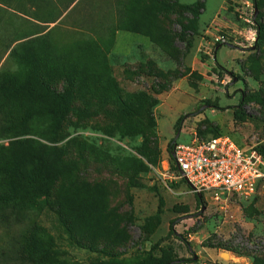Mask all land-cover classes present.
Segmentation results:
<instances>
[{
    "label": "rangeland",
    "instance_id": "1",
    "mask_svg": "<svg viewBox=\"0 0 264 264\" xmlns=\"http://www.w3.org/2000/svg\"><path fill=\"white\" fill-rule=\"evenodd\" d=\"M136 1L141 32L127 29ZM255 10L253 0H0V70H23L15 54L27 47L48 86H75L55 139L42 117L21 136L0 125V146L30 137L78 165L70 179L82 197L76 232L52 212H27L45 244L62 251L48 264H148L166 255L187 260L176 264H264V178L251 197L223 203L205 193L198 205L188 183H171L164 169L170 141L189 142L198 128L240 146L256 136L264 148V30L256 43ZM257 16L264 24V0ZM220 35L232 46L215 61ZM98 66L110 69L119 99L92 76ZM5 112L0 105V124ZM172 224L184 239L169 233ZM16 231L0 220L3 242Z\"/></svg>",
    "mask_w": 264,
    "mask_h": 264
},
{
    "label": "trees",
    "instance_id": "2",
    "mask_svg": "<svg viewBox=\"0 0 264 264\" xmlns=\"http://www.w3.org/2000/svg\"><path fill=\"white\" fill-rule=\"evenodd\" d=\"M253 1L258 9L260 0ZM137 5L138 1L132 6L134 19L132 17V24L127 29L141 32L135 25L139 21L135 16ZM254 22L257 27L256 43H258L264 24L261 23L259 16L254 18ZM183 27L187 29L189 26L183 24ZM229 43L230 40L227 44ZM225 44L222 42L216 44L215 61L219 48ZM14 53L15 50L11 56ZM15 55L21 58L25 65L23 70L17 72L0 70V105H4L6 111L0 125L4 127V131L10 129L14 136H21V132L27 133L26 128L30 121L42 117L49 122L47 137L55 139L71 111L75 86L72 82L62 92L52 89L42 80L33 52H29L26 47L22 54H17L16 51ZM88 72L84 71V73ZM92 76L98 78L101 83L104 81V89L106 91L113 89V94L120 98L118 84L108 66L96 67ZM244 101V96H241L240 106ZM183 118L182 116L177 120V127L180 126ZM198 132L204 136L223 134L207 128H198ZM176 141L172 139L168 146L171 160L174 158ZM260 148L264 153V148L262 146ZM77 168L75 161L67 162L63 158L57 146L47 145L34 138L18 137L7 146H0V220L1 224L8 227L18 225V231L9 234L4 242L0 239V263L14 264L16 260L19 264H48L60 257L62 251L52 249L50 245L45 244L48 240L46 236L35 232L38 219L29 218L27 212L35 211L38 214L52 212L70 234L76 232L78 225V218L75 216L76 206L82 197L79 185L70 179ZM68 186L73 192L65 193V188ZM196 200L198 205L205 203L201 194H196ZM173 224L169 233L184 239L182 235L176 233ZM184 260L166 255L156 257L148 264H176Z\"/></svg>",
    "mask_w": 264,
    "mask_h": 264
},
{
    "label": "built area",
    "instance_id": "3",
    "mask_svg": "<svg viewBox=\"0 0 264 264\" xmlns=\"http://www.w3.org/2000/svg\"><path fill=\"white\" fill-rule=\"evenodd\" d=\"M216 41L227 44L228 38L220 35ZM260 146L256 136L240 146L229 134L204 136L195 130L189 142L176 141L174 158L164 169L171 183L185 181L196 194L207 193L213 200L227 203L235 197L255 194L264 178Z\"/></svg>",
    "mask_w": 264,
    "mask_h": 264
},
{
    "label": "water",
    "instance_id": "4",
    "mask_svg": "<svg viewBox=\"0 0 264 264\" xmlns=\"http://www.w3.org/2000/svg\"><path fill=\"white\" fill-rule=\"evenodd\" d=\"M257 13H258V9L256 8V10H255V16L254 17H256L257 16ZM227 45H229V46H232V44H227ZM176 139V138H175ZM205 207H203V209H204Z\"/></svg>",
    "mask_w": 264,
    "mask_h": 264
}]
</instances>
